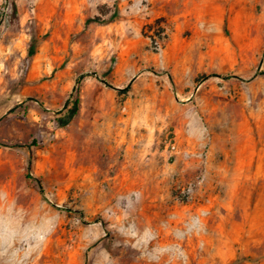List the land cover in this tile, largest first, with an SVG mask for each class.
<instances>
[{"label": "rangeland", "instance_id": "374dc122", "mask_svg": "<svg viewBox=\"0 0 264 264\" xmlns=\"http://www.w3.org/2000/svg\"><path fill=\"white\" fill-rule=\"evenodd\" d=\"M0 264H264V0H0Z\"/></svg>", "mask_w": 264, "mask_h": 264}, {"label": "crops", "instance_id": "0c3cea01", "mask_svg": "<svg viewBox=\"0 0 264 264\" xmlns=\"http://www.w3.org/2000/svg\"><path fill=\"white\" fill-rule=\"evenodd\" d=\"M117 89H123L124 86L116 85ZM81 104L83 103L81 109L78 112V116L84 119L85 130L89 132L92 136L91 139L103 138L106 140H112L114 136L122 135H132L137 134V124L132 123L129 119H122L119 121H114V111L113 106L116 104L113 101L105 102L101 101L99 98L94 99L92 103L81 99ZM92 105V106H91ZM130 105V103H129ZM155 105H160L156 103ZM89 108H93V111H89ZM110 109L108 112H103L102 109Z\"/></svg>", "mask_w": 264, "mask_h": 264}, {"label": "trees", "instance_id": "16d2710c", "mask_svg": "<svg viewBox=\"0 0 264 264\" xmlns=\"http://www.w3.org/2000/svg\"><path fill=\"white\" fill-rule=\"evenodd\" d=\"M79 83H80V81H78V84ZM76 93H77V95H76V98L74 100V106L69 110V113L66 116L60 118L61 119V125H63V126L68 124V123H70L71 120L73 119V117L77 114V112L79 110V106H80V103H81L79 88H77ZM71 97H72V95H71ZM70 99L71 98H69L67 100V102L65 104V107L69 106L70 101H71ZM29 177H30V175H29Z\"/></svg>", "mask_w": 264, "mask_h": 264}]
</instances>
